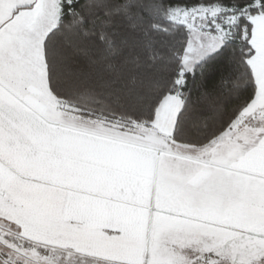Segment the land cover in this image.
I'll list each match as a JSON object with an SVG mask.
<instances>
[{
  "label": "snow or ice",
  "instance_id": "6c2138e0",
  "mask_svg": "<svg viewBox=\"0 0 264 264\" xmlns=\"http://www.w3.org/2000/svg\"><path fill=\"white\" fill-rule=\"evenodd\" d=\"M0 264H264V0H0Z\"/></svg>",
  "mask_w": 264,
  "mask_h": 264
}]
</instances>
